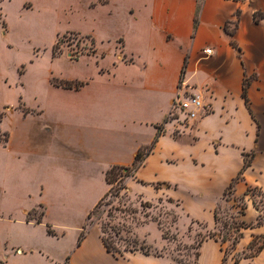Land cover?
Returning <instances> with one entry per match:
<instances>
[{
	"label": "crops",
	"instance_id": "0c3cea01",
	"mask_svg": "<svg viewBox=\"0 0 264 264\" xmlns=\"http://www.w3.org/2000/svg\"><path fill=\"white\" fill-rule=\"evenodd\" d=\"M129 12L135 17V9L131 7ZM150 21L154 31L142 50L129 48L125 36L108 41L113 44L107 48L100 47L103 41L92 36L95 54L90 56L96 60L97 76L116 79L119 74L124 94L95 93L94 82L89 79L71 80L73 87L65 88L64 81L58 79L59 86L50 78L53 87L73 92L72 110L81 118L100 120L106 144L121 150L114 159L102 160L98 167L91 165L92 153L52 133L39 105L30 109L20 100L15 111L27 124L16 141L14 133L1 128L8 113L0 123L8 137L0 150L12 157L6 166L0 165V191L28 201L23 210L27 226L46 224L47 233L50 227V236L56 237V224L49 218L55 207L48 198L51 190L61 198L86 197L94 192L98 174L106 182L111 167L131 166L137 153L148 149L157 137L153 151L128 179V185L142 192L151 189L156 199L172 200L179 232L185 234L195 224L215 231V212L225 200L240 222L252 225L264 217L263 210L255 205L256 197L248 192L249 188L264 192V0H153ZM207 49L212 50L209 56L204 54ZM246 85L250 108L244 97ZM180 88L182 93L200 94L208 111L187 130L167 119ZM6 179L10 186L5 185ZM108 187L106 182L91 208ZM227 196L231 199H225ZM243 200L247 208L240 216L238 204ZM58 205L60 211L67 206L62 200ZM39 209L43 210L42 222L28 221V215ZM82 228L66 255L71 254L72 264H93L89 234L77 246ZM257 236H264V224L244 230L235 251L244 253ZM13 252L24 251L14 248ZM199 254L198 264L223 263L222 245L214 239L206 240ZM134 257L136 262L125 264H171L167 257ZM225 264H264V250L239 263L228 258Z\"/></svg>",
	"mask_w": 264,
	"mask_h": 264
},
{
	"label": "rangeland",
	"instance_id": "374dc122",
	"mask_svg": "<svg viewBox=\"0 0 264 264\" xmlns=\"http://www.w3.org/2000/svg\"><path fill=\"white\" fill-rule=\"evenodd\" d=\"M152 3L153 0H110L107 5L98 4V0H0V111L8 113L1 128L9 134L14 133V141L18 139L27 124L22 122L20 112L15 111L22 100L30 109L41 107L44 120L51 124L52 133L88 149L92 153L91 165L114 159L121 150L114 144H106V132L99 125L100 120L81 118L72 110L75 100L70 97L73 92L53 87L50 78L53 82L60 83L59 79L64 81L63 85L72 86L71 80L89 79L94 82L95 93L124 94L126 89L119 74L116 79L97 76L96 60L90 56L95 54L93 37L103 41L100 47L107 48L113 44L109 45L108 41L114 42L125 36L129 48L142 50L144 42L154 31L150 21ZM131 7L136 11L135 17L129 12ZM119 42L123 40L119 39ZM82 56L80 61L77 60ZM7 139L0 129V145L6 144ZM129 150L130 146L124 152L127 154ZM11 158L10 153L0 150V165L6 166ZM80 161L85 163L82 158ZM126 184L128 193L122 192L119 199L109 197L91 221L87 216L104 196L91 208L106 186L100 174L95 178L94 192L86 197L61 198L51 190L48 198L55 207L49 218L56 224L53 228L56 237L47 233L46 224L26 225L23 213L28 204L26 199L0 191V264H72L71 254L66 253L75 245L79 228L87 223L91 224L88 247L94 255L93 264H125L129 260L134 263L137 257L132 258L136 254L167 257L171 264H195L197 249L194 247L211 234L226 239L227 258L243 254L233 248L236 233L232 222L235 216L226 200L217 210L219 221L215 231H207L202 225L195 224L184 234L176 227V204L165 198L156 199L151 189L142 192L138 188L132 190L128 180ZM5 185L11 183L6 179ZM119 185L117 181L115 187ZM61 200L67 204L62 211L58 205ZM256 200L264 212V197L257 196ZM109 202L121 210L114 211L113 218L108 216L111 207L106 204ZM241 205L239 202L238 206ZM42 216L43 210L39 209L28 218L34 222ZM105 223L121 229V237L116 238L118 246L131 248L135 244L138 250L126 252L123 256L107 254L100 240ZM149 223L153 224L145 227ZM148 240L150 244L146 243ZM14 248H21L24 252L15 254Z\"/></svg>",
	"mask_w": 264,
	"mask_h": 264
},
{
	"label": "trees",
	"instance_id": "16d2710c",
	"mask_svg": "<svg viewBox=\"0 0 264 264\" xmlns=\"http://www.w3.org/2000/svg\"><path fill=\"white\" fill-rule=\"evenodd\" d=\"M234 1H242V0H234ZM109 3H110V0H98V4H100V5H107ZM95 6L96 5H93V7H95ZM197 23H198V17L196 16L195 27H196ZM182 72H184V69L182 70ZM54 84L60 86L59 83L54 82ZM63 86L65 88H72L73 87L72 85H63ZM78 86H79V84H77V87ZM244 97H245L247 104L249 106V101H248V96H247V85L244 88ZM249 108H250V106H249ZM5 116H6V114L4 112H0V123L2 122V120L4 119ZM159 135H160V132H159ZM157 139H158V137L156 138V140L152 143V145L148 149L143 150V151H139L137 153L135 160L131 166H117V165H115V166L111 167L106 172V182L110 188L104 194V196L98 201V203L96 204L94 209L88 214V216H87L88 221H91L95 216L98 215L100 208L103 205H105L104 202L109 197H114L115 199H119L121 197L122 192H124L125 194L128 193V186L126 184V181L130 178H133L136 175L137 171L142 167L145 157L153 151ZM247 166H248V163H246L245 168ZM240 178H241V176H239V178H237V180ZM117 181L120 184L119 187H115V183ZM233 185H234V183L231 184L230 189L233 187ZM248 192L253 197H257V196H263L264 197V192L259 188H249ZM168 201L171 203H174L172 200H168ZM242 202L243 203H241L242 205L240 206V210H239L240 216L245 215V211L247 208L246 204L244 203V200ZM109 203L110 204H106V205H109L111 207L109 212H108V216L113 218L114 216H112V213L114 211L120 212L121 210L119 208H114L112 206L113 202H109ZM255 205H256L257 209H260L259 205L257 204V200L255 201ZM143 206H144V204H143ZM177 206H179V204H177ZM217 210H218V208H217ZM217 210L215 212V219H216V222L218 223L219 218H218V211ZM174 218L177 219L176 216ZM99 220H100V218H99ZM28 221H30L29 218H28ZM41 222H42V218H39L36 220V223H41ZM232 223H233L232 227L235 229V233H236V237L234 238V241H233V248L236 249L237 245L239 244V242L241 241V239L244 236V230L250 229V228H255V227H260L264 224V220H263L262 216H260L255 224L249 225V224H246L245 222H240L239 220H237L236 218L233 217ZM90 225L91 224L87 223L86 225L83 226L82 232H81L79 239H78V242H77V246H81L83 241L87 238V236L89 234ZM226 226H227V224H226ZM101 232H102L101 242H102V244H103V246H104V248L108 254H112L115 256L116 255L123 256L124 253H126V252L134 253L138 250L135 244H133V246L131 248H129V247L121 248L120 246H118L117 239L119 237H121L120 236L121 235V229L117 230V227L110 226L109 223H105L102 225ZM48 234L53 235V231L50 230V227L48 229ZM164 238L166 239L167 237L164 236ZM209 239H214V240L219 241L221 243L222 250L224 252V258H223L222 264H225L227 259H228L227 255H226L227 251L224 248V244L226 242V239L225 238L220 239V237L216 236L215 234L209 235L208 237H206L205 239L200 241L196 247H194L197 249L196 257H195L196 258L195 264H198V261H199V256H200L199 249H200V247L202 246V244L206 240H209ZM258 240H260L261 242H258ZM141 249H142V247H141ZM263 250H264V236H257L253 239V241L251 242V244L247 248V251H245L242 255H239L238 257L234 258L235 263H239V261L244 259V258H246V259L254 258V257L258 256Z\"/></svg>",
	"mask_w": 264,
	"mask_h": 264
},
{
	"label": "built area",
	"instance_id": "2783aa9c",
	"mask_svg": "<svg viewBox=\"0 0 264 264\" xmlns=\"http://www.w3.org/2000/svg\"><path fill=\"white\" fill-rule=\"evenodd\" d=\"M204 54L209 56L212 54V50L207 49ZM181 89L173 100L167 119L177 122L180 127L187 130L203 118L208 111L200 94L188 91L182 93Z\"/></svg>",
	"mask_w": 264,
	"mask_h": 264
}]
</instances>
